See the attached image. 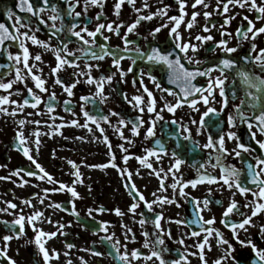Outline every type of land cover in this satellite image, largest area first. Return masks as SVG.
I'll return each instance as SVG.
<instances>
[{
  "label": "flooded vegetation",
  "instance_id": "obj_1",
  "mask_svg": "<svg viewBox=\"0 0 264 264\" xmlns=\"http://www.w3.org/2000/svg\"><path fill=\"white\" fill-rule=\"evenodd\" d=\"M12 1L0 264H264V0Z\"/></svg>",
  "mask_w": 264,
  "mask_h": 264
},
{
  "label": "water",
  "instance_id": "obj_2",
  "mask_svg": "<svg viewBox=\"0 0 264 264\" xmlns=\"http://www.w3.org/2000/svg\"><path fill=\"white\" fill-rule=\"evenodd\" d=\"M15 3V2H14ZM12 0H0V28L4 31L5 41L3 46L5 47L7 44V31L10 30V26H8L9 22L7 20L6 14L11 7H13ZM252 100H256V102H249L247 105V110L251 114L252 118L249 123V126H254L260 135L264 138V81L258 83L257 87L254 90V96L251 98ZM244 142L242 146L246 149L253 151L258 158L263 160V151L262 148L253 141L251 137L246 134L244 136ZM242 142V141H241ZM243 163L247 165L246 159H243ZM0 226L8 227L6 224L0 221ZM0 257H2L0 255ZM1 259V258H0Z\"/></svg>",
  "mask_w": 264,
  "mask_h": 264
},
{
  "label": "rangeland",
  "instance_id": "obj_3",
  "mask_svg": "<svg viewBox=\"0 0 264 264\" xmlns=\"http://www.w3.org/2000/svg\"><path fill=\"white\" fill-rule=\"evenodd\" d=\"M228 140H230L231 142H232V140H231V137H228L227 138ZM225 143L226 144H224V145H227L226 147H230L229 149L231 150V151H236V149H235V144H231L229 141H225ZM230 144H231V146H230ZM6 190H8V189H3V193H4V195H10V191H6ZM10 190V189H9Z\"/></svg>",
  "mask_w": 264,
  "mask_h": 264
}]
</instances>
